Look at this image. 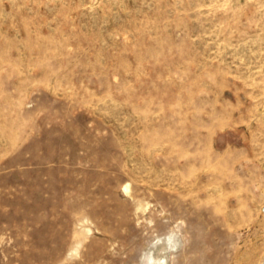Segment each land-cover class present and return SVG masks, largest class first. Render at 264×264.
I'll return each instance as SVG.
<instances>
[{
    "label": "rangeland",
    "instance_id": "374dc122",
    "mask_svg": "<svg viewBox=\"0 0 264 264\" xmlns=\"http://www.w3.org/2000/svg\"><path fill=\"white\" fill-rule=\"evenodd\" d=\"M0 264H264V0H0Z\"/></svg>",
    "mask_w": 264,
    "mask_h": 264
},
{
    "label": "bare ground",
    "instance_id": "6f19581e",
    "mask_svg": "<svg viewBox=\"0 0 264 264\" xmlns=\"http://www.w3.org/2000/svg\"><path fill=\"white\" fill-rule=\"evenodd\" d=\"M129 186V185H128ZM128 186H126L125 188L128 189Z\"/></svg>",
    "mask_w": 264,
    "mask_h": 264
}]
</instances>
